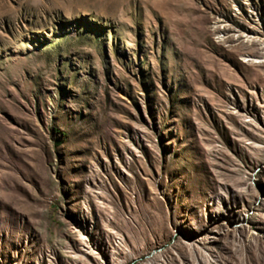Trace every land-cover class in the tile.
<instances>
[{
  "label": "rangeland",
  "instance_id": "obj_1",
  "mask_svg": "<svg viewBox=\"0 0 264 264\" xmlns=\"http://www.w3.org/2000/svg\"><path fill=\"white\" fill-rule=\"evenodd\" d=\"M0 264H264V0H0Z\"/></svg>",
  "mask_w": 264,
  "mask_h": 264
}]
</instances>
